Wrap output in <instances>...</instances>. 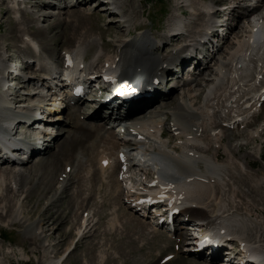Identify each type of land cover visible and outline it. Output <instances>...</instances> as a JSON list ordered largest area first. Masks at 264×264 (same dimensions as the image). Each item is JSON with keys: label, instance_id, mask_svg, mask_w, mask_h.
<instances>
[{"label": "bare ground", "instance_id": "6f19581e", "mask_svg": "<svg viewBox=\"0 0 264 264\" xmlns=\"http://www.w3.org/2000/svg\"><path fill=\"white\" fill-rule=\"evenodd\" d=\"M102 1L106 4V10L109 14H112V16H120V12H122L123 8L133 6L132 3H123L121 0ZM205 1L206 0H183L181 7L185 8V10L178 6L172 10L169 17V26L172 28V33L170 32L168 35V37H171L169 41H174L175 45L179 42L185 43L182 48H179L180 50L178 49L179 51L176 52V55L171 53L172 51L170 52L171 54H167L166 56L161 53L160 44L157 43V45L154 42L157 40L160 43L163 38L162 36L152 41L149 35L140 32L137 34L136 39H130L129 35L132 34V29H134V27L132 26L131 20L126 18V14H124L125 11L123 16H120V25L126 29L124 30L128 32V35L117 37L115 40L116 52L114 54H104L98 59L95 57V59L89 61L87 51L95 46V40L89 41L85 38L81 39V37L78 40L79 43L77 42L79 45L76 48H72L71 46L67 47L63 54L69 53L77 60L75 61L74 67L76 71L80 70L81 73L90 71L93 72L91 75L100 74L102 72L115 75V73L120 72L122 76L120 78L130 81V84L136 83L138 74L139 76L144 75L143 78L150 83H153L157 78L163 77V86H167L168 83L173 81L169 80V77L167 79V73H172L171 77L176 78L178 74L176 75L173 73L175 68H177L176 72L178 73L181 67L184 69L187 65L189 66L190 60L183 54L192 55L193 50L197 48L205 49L204 47L206 44L208 48V42H212L209 36L212 30L217 27L218 22L216 17L221 19V15H218L221 10L216 11V3L218 1L212 0L210 3ZM260 1L261 5L255 4V2L259 3ZM220 2L221 0H219V3ZM17 3L18 0H13L11 7L15 8L11 9H16V7L19 6ZM75 6L74 3H71L64 8ZM225 7L228 8L225 10L228 11V14L225 15L226 20L228 18V20H230L232 12L237 9L240 11V17L243 21L244 18L247 21L245 24H243V21L241 23L239 19L233 21V24H236L235 27L233 25L232 28H234L232 31L230 28L220 41L221 43H226V45L231 41L230 44H232L231 47L223 50L224 54H220V50L223 49V46L219 45L218 47V45H213V52L215 50L217 52L215 51L213 54L208 53V55H211L208 57V60L214 57L210 62L202 63L205 67L203 68V72H199V75H204V77L205 74L207 75V72L212 71V74H209V77L206 76V78H203L205 83L195 77L184 80L176 79L174 83L172 82L171 94L169 96L163 93L162 95L156 93L142 99L139 104L134 103L133 107H129L128 117L135 122L133 128L127 129V133L132 137V142L129 143L125 142L123 137L119 134L121 130H117L118 132L116 131L113 133V136H111L112 134L105 136L106 133L109 134L111 132H107L106 130L111 128L109 127V120H119V113L114 116V113L110 111L107 112L111 114L109 117L105 116V120H101L106 123L102 126L99 123L90 121V119L99 117L97 112L93 111L92 114L87 112L82 113L81 108L78 106L79 102L76 105H72L70 101L65 105L69 110L74 109L72 114L69 115L70 121L66 119L68 117L64 116L65 120L62 118L65 114H62V112L57 115L56 118H53V122L51 121L52 126H50L49 121H43V119L48 117L47 115L44 116L41 121H38V123L33 124H37L34 129L31 126L28 128V130H33L38 133V135H43L42 132L44 135H47V132L52 128L50 132L51 135H49L52 137L51 140L47 138V136L45 138L46 140L41 138L45 136H39L38 141L25 140L21 134H17V128L21 126V131L25 132L24 123L26 125L29 122H33L34 118H37L34 116L38 115L40 111L43 110L45 101H48L46 106L50 107L47 111L59 113L60 109L64 107V99L61 100L60 106H57L58 99L56 98L57 94L54 92L53 85L56 84L58 75L52 76V73H57L61 64L49 67V60L47 61L45 58L44 65H41V71H38V73H46V78L37 73L29 76L24 73L25 76H23V79L25 81H22V85H25V82L28 83V86L33 85V93L28 95L37 97L38 100L31 103L30 106L29 104L19 105L13 102V98H11L16 92H13L11 87L17 84L15 82L21 79L20 74H23L25 68L19 66L20 70L18 71L15 67L16 63H19L18 61H20L21 56H19L18 61L16 58V60L10 64V66H13L12 68L9 67V63L5 62L6 56H1L0 74L4 76L2 80V77H0V83H3V87L7 86L8 89H5V91L0 89V142L5 145L12 143L13 140L19 143L21 142L25 148L31 150V156L27 160V162H30L36 154L43 153L44 155V153L49 152L53 144H56L55 142L57 140L64 137V134H62L64 133V129L61 128V126H57L63 123L59 122L60 120L63 119L65 125L70 124V126H73L76 124V128L80 133L84 130L83 128H87L86 131L89 133L82 136V139L85 140L89 136L90 138L95 137L94 141H88L90 147L84 148L87 151L92 148L94 154H96L92 155L95 156L94 160L98 165L97 170L94 172V176H97L100 171L102 175H107L106 177L109 178V184L117 186L119 189L122 188V194H124L125 190V203L134 202L135 198L131 199V197H136L137 200L144 197H154L158 200L167 195V197H165L166 201L174 198L177 200V205L184 209L181 215L182 219L189 215L195 220V226L204 225V227H197V229L206 237L208 234L215 232L214 234L218 238L231 240L232 243H244L249 251L257 254H264V226L261 221L253 217L250 209H253L254 206L252 207V204L241 205L235 201L237 199V192L235 190L237 184L245 183L252 185L253 179L250 178V173H246L247 168L250 166V162L248 161L250 157L249 153L237 156L236 152L243 146H249L252 142H256L255 138L259 135V130L256 129L249 132V140L247 142L234 145L229 141L225 144L224 153L222 154H226L227 159H225V162H219L221 158L219 151L224 147L222 145L223 138L225 137L231 140L234 137V135L231 134L232 131H236V129H239L245 123L251 122V118H254V115L261 112L260 110L264 108V0H227L222 8ZM237 28L240 29L238 32L235 31ZM39 30L43 32V29L39 28ZM23 37H26L24 49L30 47L28 51L33 55L35 53L33 46H35V44L39 46V44L29 39L30 36L26 33L23 34L22 38ZM101 40H103L102 37ZM53 41L55 42V38H53ZM223 43L222 45H224ZM49 55L50 54H48V56ZM33 57L34 56L29 57V60H32ZM35 57L37 58V56ZM205 57L206 55L204 58ZM102 58L104 61L101 64ZM38 60L40 61L39 56ZM212 61H216L215 66H211ZM88 62L92 67H88ZM84 63L87 65L85 64V67L82 68V64ZM198 64L199 62H196L193 71L194 74L197 66H199ZM214 67L215 69L213 70ZM13 71H16V73L18 72L19 76L17 75L16 79H12L11 75L8 76V74H13ZM9 79L10 81L12 80L10 86L7 85L9 84L8 82H10ZM18 84L16 86H18ZM205 85L207 86L206 95L203 101L197 105L194 100L196 97L195 94L199 91L197 87ZM63 89L64 93L70 94L69 89ZM177 91L180 92L179 99L174 104L168 102L171 96L173 97ZM12 93L14 94L12 95ZM49 97L52 99H48ZM51 105H55V107L52 108ZM71 105L73 107H71ZM50 115L53 114L51 113ZM82 116L88 123L92 124L84 123L81 118ZM108 118L109 120H107ZM56 119H58V122ZM73 119L76 121H73ZM49 120L52 119L49 118ZM44 123H47V126ZM48 124L50 128H48ZM167 126L169 127V131L174 135H172L173 137L183 141V146L173 148L169 142L164 140V127ZM39 128L44 129V131L39 130ZM55 128H58L59 133H55ZM112 129L113 128H111V130ZM102 130H104L102 132L103 134H101ZM66 132L69 133V129L66 130ZM36 136L37 135L34 137ZM205 143H207V147H205ZM65 144L67 143L62 144V148ZM60 151L61 148L59 149V152ZM22 155V159H25L26 154L23 153ZM45 160L40 159L39 163H44ZM47 160L51 162L50 166L57 165V162H52L53 159H51V157ZM6 163L0 166V168L6 165ZM25 164L27 163L18 160L13 164V168L10 167V169H7L5 172L0 170V188L4 186L9 179L12 178L15 180L17 177L29 178L26 179V181H30L32 187H36L37 183H41V181L42 183L46 182V178H44V180H38V182L35 183L34 180H36L35 178L38 175L34 174V177L31 178L32 173L28 169H25ZM113 165L120 166L119 175L122 177V181L126 180L127 182H133L131 186H134L131 192H127V188L125 186L123 188L119 178L113 176L115 173ZM232 167L233 169L236 168V171L229 169ZM142 172L144 177L143 179H139L140 177H137L136 173ZM151 172L154 178L146 183L145 180ZM228 177L233 182L232 184L226 183ZM102 178H105V176H101L99 179L101 180ZM139 181L141 182L140 185H138ZM15 183V181L11 182L13 191L18 189ZM46 183L47 186H50L49 188L52 187L51 182ZM227 186H230L229 190H226ZM252 187L255 188L256 191L262 192V190H264V179L262 178L261 180L254 181ZM227 192L230 201L223 198ZM119 193L120 190L114 193L116 196V198L114 197L115 199H119ZM21 196H23V194ZM262 198L264 199V194ZM4 199V196L0 197V213L3 214L7 209L8 212L15 215L16 219L18 217V220L21 221L22 214H24L25 211L23 209V204L18 200V204L7 207L4 205ZM146 199L148 198H145V200ZM167 209L168 208H163L161 211L164 212ZM253 210L256 211L255 209ZM159 211L160 210L157 209L154 212L158 213ZM51 218L52 220L56 219L54 216H51ZM133 218L140 227H142L143 232L155 236L159 226L148 223L147 221L145 222L142 218ZM52 220L50 218H44V226L39 227L34 225L33 228L34 234L36 235L34 239L35 243L39 241L41 248L44 249V253L51 258H53L51 255L53 251L51 252L50 249L46 248L54 247L56 249L63 245V242L58 241L55 244L49 242V244L46 245L48 240L45 239V237L47 236L41 228L44 229V227H46V229L53 230V228H51L52 223L56 221ZM84 222L85 226L83 227L88 229L91 225L90 220L85 218ZM180 222L181 219L177 221L179 225ZM176 228H178V226H176ZM189 230H193V227ZM177 235L187 241V235L181 232ZM38 237L44 238L45 240H38ZM190 247L193 248L188 247V251L190 249H195L193 244ZM220 256L221 255H218L217 259H219ZM62 260L63 257H60L51 260V262L52 264H62ZM1 261L2 259L0 258V262ZM1 264H3V262H1Z\"/></svg>", "mask_w": 264, "mask_h": 264}, {"label": "rangeland", "instance_id": "374dc122", "mask_svg": "<svg viewBox=\"0 0 264 264\" xmlns=\"http://www.w3.org/2000/svg\"><path fill=\"white\" fill-rule=\"evenodd\" d=\"M71 1L73 0H34L28 1L30 6L23 4L16 7V9H11L15 8L11 7L13 0H0V57L6 56L5 62L10 65L16 58L18 61L19 56L23 59L39 56L41 65H44L46 58L47 61L49 60L48 66L54 67L61 64L63 51L67 47L71 46L72 48H76L79 45L78 40L80 37L81 39L85 38L89 41L95 40V46L87 51L89 61L95 59V57L98 59L104 54H114L116 52L115 40L117 37L128 35V32L125 31L126 29L120 25V16H112V14H109L106 10L107 6L102 0H78L81 6L64 8L69 3L71 4ZM121 1L123 3L127 2L128 4H133V6H128L129 9L125 7L122 12H120L122 14L125 11L124 14H126V18L131 20L132 26L134 27V29H132V34L129 35L130 39H136L137 34L140 32L149 35L152 41V38H159L162 36L163 38L160 43L157 40L154 43L160 44V47L163 48L161 53L165 56L171 53L176 55V52L180 50L179 48L183 47L185 44L184 42H179L175 45L174 41H169L171 37H168L172 29L169 26L170 14L177 6H182L181 3L183 0ZM206 1L210 3L212 0ZM214 1H218L216 3L217 10L219 6L227 2V0H225V2L221 0L220 3L219 0ZM181 8L185 10V8ZM234 12H232V14ZM238 19L240 20V18ZM242 21L243 19H241V23ZM246 21L247 20L244 18L243 24H245ZM39 28L43 29V32H41ZM233 28L230 30L232 31ZM239 30L240 29L237 28L235 31L238 32ZM24 33L29 35V39H32L33 42L39 44L40 48H43L40 49L39 53H34L32 55L31 52L28 51L30 47L24 49V41L26 39V37L22 38ZM101 37L103 40H101ZM53 38H55V42ZM221 40L222 38L218 36V42L215 41L211 46H223V49L220 50V54H224L223 50L231 47L232 44H230L231 41H229L227 45L222 42L224 44L222 45L220 42ZM212 42H208V44ZM176 47L178 48L175 49ZM204 48L207 52L204 59L207 58V61L199 62V66H197L196 69H200V72H203V68L205 67L202 63L210 62L214 57L208 60V57L211 56L208 55V53L213 54V52H211L213 50L209 45L207 48V44ZM48 54L50 55L48 56ZM103 61L104 59L102 58L101 64ZM212 62L211 66H215L216 61ZM23 67H25L24 70H26L27 65ZM35 67L34 65L28 67L27 73L25 72V74L29 76L38 73ZM214 69L215 67L213 70ZM45 74L46 73L42 72L39 75L46 78L47 75ZM179 74H183L181 76L183 79L195 77L205 83L203 78H206V76L209 77L212 71L207 72V75L205 74L204 77V75L198 76L197 72L193 75L194 73L191 72L190 68H185ZM9 75L10 74H8V76ZM0 76L2 75L0 74ZM176 78L179 79V76H176ZM169 80L173 81L168 83V87L172 86L175 82V77H171ZM32 86L33 85L28 86L27 82H25V85H22V82L19 81L15 90L12 89L13 92L16 91L15 95L12 93L13 102L19 105L29 104L30 106L31 103L38 100L37 97L28 95L33 93ZM0 88H2L1 84ZM206 89V85L197 87L199 91L195 94L196 97L194 98L197 105L203 101L206 95ZM179 93L180 92L177 91L168 102L174 104L179 99ZM51 106L55 107V105ZM46 109L47 106H45V110ZM84 109L87 110L88 107ZM70 110H67L63 115L62 118L64 120L65 116L68 117L66 119L70 121L69 115L72 114L74 109ZM260 111L261 112L254 115V118H251V122L245 123L239 129H236V131H232L231 134H233L234 137L231 140L224 137L222 142L224 147L219 151V155L221 156L219 162H225L227 156L226 154H222L224 153L225 144L229 141L234 145L247 142L249 140L248 133L256 129L259 130V135L255 138L256 142H252L249 146H243L236 152L237 156L249 153L250 157L248 161L250 162V166L247 168L246 173H250V178H253L252 185L254 181L261 180L262 178L264 179V108ZM51 113L53 115L43 119V121H49L50 126H52L51 121L53 122V118H56L57 115L62 113V110L60 109L59 113L54 111H51ZM49 118L52 120H49ZM63 119L59 121L63 123L57 126H61V128L64 129V133H62L64 137L62 139H60V137V140H57L55 142L56 144H53L49 152L44 153V155L43 153H38L32 158V161L25 164V169H28L32 173L31 178L34 177V174L38 175L35 178L36 180H34L35 183H37L38 180H44V178H46L45 181L51 182L52 187L49 188L50 186H47L46 182L42 183V181L41 183H37L36 187L34 185V187H32V183L26 181V179L29 178L17 177L15 180L12 178L9 179L7 183L0 188V197H5V206L8 207L13 204H18L19 200V202L23 204V209L25 210L24 214H22L21 221L18 220V217L16 219L15 215L8 212L7 209L3 214L0 213V258L3 264H52L51 260L60 257H63L62 264H209L199 255L188 256L184 253V251H188V249H186L188 244L193 241L191 236H188L187 241H185V239L183 240L179 235L172 236L164 234L163 230L160 229L156 230L154 228L156 230L155 236L143 232L142 227H140L133 218L139 217L129 209L128 203H125V190L124 194H122V188L119 189L117 186L109 184V178L106 177L107 175H102L100 171L97 176H94V172L98 168L94 160L95 156H92L94 152L92 148L88 149V151L84 148L90 147L88 141H94L95 137L90 138L89 136L83 140L82 136L89 133L86 131L87 128L82 127L84 130L80 133L76 128V124L70 126V124L67 123L68 125H65ZM93 120L94 119H90L91 122L99 123L102 126L106 124L104 121L96 122ZM56 121L58 122V119H56ZM73 121L76 120L73 119ZM83 122L92 124L88 123L85 119ZM44 124L47 126V123ZM50 126L48 124V128H50ZM20 127L17 128L18 132H21L20 130L22 128ZM68 129L71 132H69L70 134L66 132ZM51 130L47 132V135H44L43 132V135H38V133L33 130H26L21 136L25 140L30 141H38L39 136H45L41 137L44 139L47 136V138L51 140L52 137L49 136L51 135ZM104 130L101 131V134H103L102 132ZM106 130L108 132L111 128ZM54 131L55 133H59L58 128H55ZM164 131V140L169 142L173 148H179L184 145L181 139L173 137L174 135L169 131L168 126L164 127ZM113 133L114 130L109 134H104L105 136L110 134L113 136ZM31 134L37 136L34 137ZM64 143L67 144L62 148V144ZM205 144V147H207V143ZM60 148L61 151L59 152ZM50 157L53 159V163L57 162V165L50 166L51 162L47 160ZM40 159L46 160L44 163H39ZM10 167L13 168V166L5 165L1 167L0 170L5 172L7 169H10ZM113 168H115L113 176L119 178L124 188V183L121 180L122 177L119 175L120 166L113 165ZM229 169L232 170L233 167ZM232 171H236V168ZM136 174L137 177H140L139 179H143V172ZM101 176H105V178L100 180L99 178ZM152 178H154V175L151 172L147 176L145 182L151 181ZM12 181L16 182L15 185L18 188L16 191L12 190ZM226 183L232 184L233 182L228 177ZM140 184L141 182L139 181L138 185ZM252 185L245 183L237 184L235 187L237 199L235 201L241 205L252 204V207L254 206L253 209L256 210L250 209L253 217L261 221L264 226V201H262L264 200L262 198L264 190L258 192ZM229 189L230 186H227L226 190ZM119 190V199H115L116 196L114 193L119 192ZM22 194L23 196H21ZM223 198L230 201L228 192ZM51 216H54L56 219L52 220ZM44 218H50L52 221H56L54 223L51 221V228H53V230L46 229V227H44V229L41 228L47 236L45 237V239L48 240L46 245L49 244V242H52V244L57 243V241L63 242V245L56 249L54 247L46 248L50 249L51 252L53 251L52 253L49 251L53 258L44 253V249L41 248L39 241L35 243L34 240L36 238L33 230L34 225L39 227L44 226ZM85 218H87V220L89 219L91 222L88 229L83 227L85 226ZM147 222L150 223L148 220ZM187 233H189V231H187ZM189 238H191V240ZM45 239L38 237V240ZM169 257L171 259L166 261V258Z\"/></svg>", "mask_w": 264, "mask_h": 264}]
</instances>
